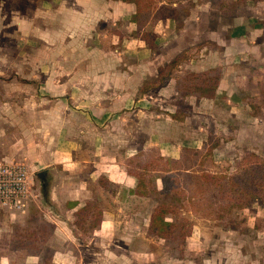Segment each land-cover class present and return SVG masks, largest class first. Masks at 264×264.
Instances as JSON below:
<instances>
[{
    "label": "rangeland",
    "instance_id": "rangeland-1",
    "mask_svg": "<svg viewBox=\"0 0 264 264\" xmlns=\"http://www.w3.org/2000/svg\"><path fill=\"white\" fill-rule=\"evenodd\" d=\"M33 1L32 8L36 12L39 0ZM135 2L139 3L137 13H144L142 20L148 8L158 7L159 15L173 13L181 26L186 16H194L201 6L210 11L202 18L196 31L200 41L189 47L188 58L209 50L226 53L227 45L220 46L212 39L217 37L225 44L231 43L228 29L235 16H256L262 24L258 36L250 35L246 42L235 41L237 44L229 46L228 53L237 56L236 71L246 76L241 81L245 91L241 90L239 95L252 106V113L260 117L259 125L253 130H244L248 137H232L238 131L229 137L210 134L202 149L183 147L180 158L171 160L162 157L156 147L149 144L150 128L142 125L141 120L145 121L147 114H141V119L133 117L129 122L133 124L129 126L118 119V114L125 112L121 110L109 115L105 124L95 123L94 127L88 111L92 102L89 90L104 80L94 75L95 71L103 69V63L89 60L91 51L95 50L91 45L94 38L77 39L83 42L80 45L56 46L51 43L56 41L51 36L52 28L47 35L52 41H46L48 45H45L44 40H40L39 30L29 35L10 16L12 10L23 11L19 6H24V1L8 0L1 9L5 13H0V157L24 163L31 187L24 211H9L0 206V257L22 261L28 254H37L45 259V264H57L55 253L70 246L67 249L71 253L65 260L69 264H264V0ZM43 13L41 10L34 16L43 18ZM67 22L72 20L69 18ZM69 32L84 31L73 29ZM145 34L143 32L142 37L145 38ZM21 36L32 38L27 40L32 44L22 42ZM111 50L122 53L119 45ZM73 54H78L80 60L72 61L76 57ZM187 59L174 67L180 77L179 84L188 72H195H181V65ZM74 69L80 73L76 81L69 76ZM212 69L220 73L215 94L205 96L200 95V91L181 90L182 102L191 94L205 98L216 95L223 67L217 65L201 72ZM56 71H60V76H56ZM173 78L160 85L155 84L158 76L146 78L135 94L131 91L135 89L136 82H133L121 99L153 93ZM107 79L105 85L124 90L123 83ZM136 79L139 81V77ZM72 89L76 91L70 92ZM210 91L212 88L204 92ZM106 96L102 95V100L111 98L109 94ZM226 96L225 93L218 101L219 108L225 109L219 114L221 117L228 113ZM153 113L157 115L158 109ZM169 115L174 120L182 119L176 114ZM104 129L121 133L112 145H117L114 149L121 155L120 159L141 180L138 195H126L127 205L119 212L122 218L129 220L121 223L119 232L125 235L105 242L93 239L99 206L92 203L90 207L87 203L74 220L73 230L80 234L79 239L59 237L51 218L60 207L50 200V187L63 180L58 178L59 172H67L69 175L64 179L72 181L70 173L80 166L77 162L72 165V160L62 162L61 157L69 155L65 151L73 149L81 152V158L91 159L94 146L91 135L95 131L104 132ZM135 129L140 133L135 134ZM163 138L182 144L185 137ZM223 143H229V148H224ZM159 175H170L168 187L164 188L163 184L162 189H158L156 177ZM107 187L110 194L103 195L109 202L117 188L113 184ZM161 204L171 207L172 211L165 216L173 224L163 235L151 228L152 214ZM61 213L62 210L59 215ZM131 233L137 237L125 238ZM72 245H78L80 251ZM58 259L63 256L58 254Z\"/></svg>",
    "mask_w": 264,
    "mask_h": 264
},
{
    "label": "crops",
    "instance_id": "crops-1",
    "mask_svg": "<svg viewBox=\"0 0 264 264\" xmlns=\"http://www.w3.org/2000/svg\"><path fill=\"white\" fill-rule=\"evenodd\" d=\"M7 1H0V13H5L1 9ZM23 1L24 6H19L23 11L12 10L10 16L14 22H17L19 28L29 35H33L34 31L39 30L40 40H44L45 45H48L46 41H52L51 38H47L48 32L52 28L51 36L55 37L56 41L51 43L56 46L80 45L83 42H77V39L94 38L91 45L95 47V50L91 51L89 60L103 63V69L95 71L94 75L104 79L103 82L99 81L89 90L92 102L90 101L88 105V111L91 121L94 122V127L96 124H105L109 120V115L118 111L120 113L121 110H125V112L118 114V119L123 124H129L133 117L141 119V114H147V119L141 120L142 125L146 124L150 128L149 144L156 147L162 157L171 160L180 158L183 147L202 149L206 137H209L210 134H214L215 137L224 135L229 137L228 135L238 131L239 133L232 137H248L243 133L244 130H253L259 125L260 117L252 113V106L247 101V103L243 101V97L239 95L241 90L245 91V84H242L241 81L246 76L242 72L237 73V56L228 53L229 46L237 44L234 43L235 41L246 42L250 35L258 36L262 24L259 23L256 16H235L228 29L231 43L225 44L222 39L212 37V40L218 45H227L226 53L219 50L202 51L188 58L181 65V72L184 70L201 72L217 65L223 67V76L213 98L197 97L191 94L182 102V97L179 95L181 91L178 88L180 79L177 80L174 77L153 93L139 95L136 98L129 96L126 99H121L130 84L136 82L133 86L135 89L131 90L135 94L140 82L149 77L155 78L158 76L160 66L175 58L183 50L196 45L200 41L196 31L202 18H205L210 11L201 6L194 16L191 14L186 16L185 24L181 26L173 13L159 15L158 7L148 8L149 11L145 12L146 18L144 17L142 20L144 13L142 15L137 13L139 3L137 5L135 0H39L36 5L39 10L36 12L32 8L33 0ZM41 10L44 11L43 18L34 16ZM136 16L139 18L138 21ZM69 18L72 20L70 23L67 22ZM90 21H93L94 24H90ZM68 24H71L70 27H67ZM73 29L84 32L70 33L69 30ZM190 31L195 33L190 34ZM143 32L151 37L154 36V49L147 44L146 38L142 37ZM20 38L24 39L22 42L32 44L27 41L32 38L25 39L22 36ZM118 45L122 53L111 50V48H117ZM73 55L76 57L72 58V61L80 60L77 57L78 54ZM72 72L69 76L75 79L74 81L79 79L78 70L74 69ZM59 74H61L60 71H56V76ZM136 76L139 77V81ZM107 78L114 79L118 84L123 83L124 90L114 87L113 89L109 84L105 85ZM252 86L254 87V85ZM74 91L76 90L72 89L70 92L74 93ZM225 93L227 94L226 106L228 107L226 111L228 113L225 117H221L219 114L223 113L225 109L219 108L218 101L219 97H223ZM107 94L111 98L102 100L103 97H108ZM113 94H117V96L113 97L115 96ZM155 109H158L157 115L153 113ZM262 110L264 112V107ZM165 112L176 114L177 117L182 116V119L174 120L169 114H164ZM162 115L167 117L164 118ZM132 124L130 123L129 126ZM104 130V132L95 131L91 135L93 136L91 141L94 144L91 159L81 158V152L73 149L65 151L69 155L61 157L62 162L72 160V165L77 162L80 166L70 173L72 181L64 179L69 175L67 172H59L58 178H63V180L50 187V200L60 207L58 213L51 218L55 224V234L59 237L79 239L80 234H76L73 230L75 228L74 220L87 203L99 206L95 217L97 226L93 231V239L97 238L105 242L125 235H121L119 232L121 223L129 220L126 217L122 218L119 212L127 205L126 195H138L141 180L137 174L128 169L125 161L120 159L121 155L117 149H114L117 145H112L117 142L118 135L121 133ZM134 133L140 132L135 129ZM163 137L185 138L182 144H178L176 140L170 142ZM223 145L224 148L230 146L229 143H223ZM219 151L221 150L219 149ZM0 159L8 160L7 157H0ZM107 184H113L117 188L116 194H111L112 200L109 202L104 199L103 195L110 191ZM156 184L158 189H162L164 183L161 175L156 177ZM95 191H97L96 195H94ZM112 201L113 204H111ZM60 210H62L61 215H59ZM133 237H137V235L131 233L125 238ZM71 247L80 251L78 245ZM67 248L55 253V263L69 264L65 260L68 259L71 250ZM58 254H61L63 259H58ZM40 260L41 258L37 254H28L22 261L13 260L9 256H1L0 264H39Z\"/></svg>",
    "mask_w": 264,
    "mask_h": 264
},
{
    "label": "trees",
    "instance_id": "trees-1",
    "mask_svg": "<svg viewBox=\"0 0 264 264\" xmlns=\"http://www.w3.org/2000/svg\"><path fill=\"white\" fill-rule=\"evenodd\" d=\"M246 0H237V2H244ZM147 42L154 46V38L149 34H145ZM190 48L179 53L175 58L171 59L164 65L159 67L158 70V80L155 82L156 85L166 83V81L171 77H179L175 72V65L185 60L189 57ZM214 73V75H213ZM220 73L216 69L204 72H188L180 81L179 90L181 91H200V95L213 96L215 94L216 86L218 84ZM216 81V82H215ZM185 82V83H184ZM205 88V89H204ZM210 92H204L205 90H211ZM134 173V171H131ZM172 179L170 175H163L162 180L164 183V188L168 187V180ZM91 207V205H90ZM172 209L167 204L158 205L151 218V228L158 232L160 235L166 234V232L173 226L171 221L166 219V214L171 212ZM42 256V255H41ZM52 259V257H51ZM39 264H45V259L40 260Z\"/></svg>",
    "mask_w": 264,
    "mask_h": 264
},
{
    "label": "built area",
    "instance_id": "built-area-1",
    "mask_svg": "<svg viewBox=\"0 0 264 264\" xmlns=\"http://www.w3.org/2000/svg\"><path fill=\"white\" fill-rule=\"evenodd\" d=\"M30 179L24 163L0 159V206L9 211H24L30 196Z\"/></svg>",
    "mask_w": 264,
    "mask_h": 264
}]
</instances>
